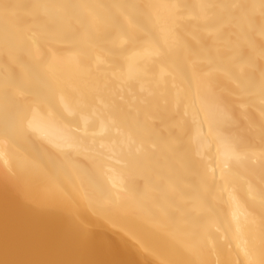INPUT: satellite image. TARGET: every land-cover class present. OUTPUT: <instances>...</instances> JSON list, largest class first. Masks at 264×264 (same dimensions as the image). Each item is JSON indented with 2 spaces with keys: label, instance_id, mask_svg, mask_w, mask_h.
<instances>
[{
  "label": "bare ground",
  "instance_id": "obj_1",
  "mask_svg": "<svg viewBox=\"0 0 264 264\" xmlns=\"http://www.w3.org/2000/svg\"><path fill=\"white\" fill-rule=\"evenodd\" d=\"M0 264H264V0H0Z\"/></svg>",
  "mask_w": 264,
  "mask_h": 264
}]
</instances>
